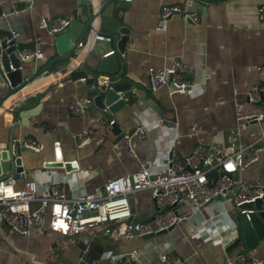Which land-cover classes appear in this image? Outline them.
Here are the masks:
<instances>
[{
    "label": "crops",
    "instance_id": "0c3cea01",
    "mask_svg": "<svg viewBox=\"0 0 264 264\" xmlns=\"http://www.w3.org/2000/svg\"><path fill=\"white\" fill-rule=\"evenodd\" d=\"M14 0H0V34L17 32L15 39L19 48L39 42L45 62L55 52L54 35L39 26V18L75 16L78 0H32L30 6L13 10ZM128 8L122 9L124 23L131 28L124 52L112 44L117 56L119 70L133 82L123 106L101 117L91 109L75 114L68 108L69 102L82 97V89L73 80H55L46 91L27 104L18 107L15 115L0 107V141H6L14 116L17 126L16 139L31 136L42 142L39 151L23 150L22 164L28 176L35 178L41 188L49 179L59 180L68 194H99L105 180L125 174L142 165L159 168L165 161L168 148L179 154H187L197 146L210 148L213 143L227 145L231 129L236 125L234 101L246 98L251 83L257 82L256 65L264 60V20L259 18L258 6L264 0H130ZM181 3L188 10L199 14V21L183 19L180 13L168 18L167 27L157 28L158 14L163 4ZM98 32V31H96ZM108 36L110 31H99ZM87 46V45H85ZM86 48H84L85 51ZM110 51V50H109ZM105 53L114 54V51ZM178 55L189 63L186 72L190 86L186 92L170 93L167 85L153 90L149 84V65L165 66ZM24 71L34 69L24 64ZM101 77L106 72L99 73ZM43 78L23 93L42 89L50 79ZM22 93V94H23ZM15 111V109H14ZM115 119L119 132L109 125ZM174 122V123H173ZM198 122L197 130L191 128ZM143 124L145 137L137 144L136 154L114 146L118 135ZM91 129L90 136L80 141L83 127ZM240 135L241 142L254 138L260 125H250ZM60 150L61 165L51 166ZM71 164V168H67ZM80 169L90 171L81 176ZM239 175V174H238ZM244 179L258 178L264 183V150L256 162L240 173ZM238 177V176H237ZM22 178L18 179L21 185ZM135 219L149 218L156 204L148 190L137 191L130 196ZM224 207L232 208L230 196L223 201ZM218 205L213 209L217 210ZM189 218L172 229L151 237L135 236L118 238L106 232L103 225L87 231L62 235L48 227L44 216L42 227L29 234L13 232L7 223L0 221V264H109L103 252L138 248L136 264H167L159 257L161 249L179 257L178 264H246L237 253L243 244L226 250V239L205 240L202 236L209 228L207 210L196 209L191 202L179 206ZM229 216V214H228ZM226 219V218H224ZM121 227V222L110 224ZM254 252V251H250ZM257 258H264V242L260 244Z\"/></svg>",
    "mask_w": 264,
    "mask_h": 264
},
{
    "label": "built area",
    "instance_id": "2783aa9c",
    "mask_svg": "<svg viewBox=\"0 0 264 264\" xmlns=\"http://www.w3.org/2000/svg\"><path fill=\"white\" fill-rule=\"evenodd\" d=\"M32 0H14L13 10L18 11L21 6H30ZM259 18L264 20V2L258 6ZM180 13L183 19L193 22L199 21V14L195 10L184 8L181 3L163 4L158 14L157 28L167 27L168 18ZM71 19L69 16L40 17L39 26L54 34L66 26ZM97 27V20L93 21ZM17 32L11 31L5 35L6 39L15 38ZM110 39V36L93 32L83 37L78 45H88L94 38ZM111 49L109 52H112ZM108 53V52H107ZM22 59L34 56L39 59L43 51L39 42L33 46L22 47L19 50ZM189 63L178 55L165 66L149 65L147 68L149 84L153 90L161 85H167L170 93L186 92L190 82L186 72ZM259 80L251 83L246 91V98L234 101V116L236 125L231 129V136L227 145L219 142L210 148L197 146L187 154H179L169 147L166 159L159 168L142 165L125 174L113 176L104 181L99 194L83 193L68 194L65 186L59 180H47L44 188L39 182L28 176L23 167L17 175H9L0 179V221L7 223L11 231L29 234L42 227L44 216L48 217L50 230L62 235L76 234L87 231L97 225H103L106 232H111L122 239L142 236L149 232H158L169 226L180 224L189 215L179 210L185 202H191L198 210L206 208L210 227L205 228L202 236L205 240L218 239L226 242L234 240L239 235L237 217L240 214L250 219V213L256 208L241 206L245 202H254L264 193V183L258 178L244 179L240 176L242 170L256 162L259 154L264 150V60L256 65ZM100 82H106L107 76L101 77ZM125 100L129 96L124 95ZM68 108L75 114H84L86 107L80 97L72 99ZM115 119L109 118L112 126ZM174 123V122H173ZM252 124L260 125L259 133L247 142L240 141L242 132ZM191 128L197 130L198 122H193ZM91 129L83 127L80 141L90 136ZM146 128L143 124L135 126L131 131L123 132L114 141V146L136 154L137 144L145 137ZM19 147H28L39 151L42 142L28 136L14 141L12 150L16 153ZM81 176H89L91 172L80 169ZM239 174V175H238ZM238 176V177H237ZM22 178L21 185L18 179ZM148 190L155 199L157 209L146 219H135V210L130 196L137 191ZM230 196L232 208L236 211V218L228 216V209L223 201ZM215 205L219 208L216 210ZM226 218V219H224ZM121 222V227L110 224ZM138 248L122 251H107L102 257L109 264H136ZM160 259L167 264H178L180 259L169 249H161ZM237 258L243 260L244 252H238ZM90 264H97L92 260Z\"/></svg>",
    "mask_w": 264,
    "mask_h": 264
},
{
    "label": "water",
    "instance_id": "95a60500",
    "mask_svg": "<svg viewBox=\"0 0 264 264\" xmlns=\"http://www.w3.org/2000/svg\"><path fill=\"white\" fill-rule=\"evenodd\" d=\"M130 3V0H78L79 8L76 15L71 17L66 26L54 32L55 52L45 62L39 61L34 56L22 59L16 39L13 37L7 40L5 34H0V107L10 110V113L15 115L19 111L18 107L27 104L26 101H32L35 97L41 96L55 80L70 79L75 85L83 87V96L80 98L84 106L94 113H99L101 117L123 106L125 103L123 94L132 89L133 82L124 76L122 66L118 71L119 64L112 44L115 43L119 52H124L129 38L133 36L131 28L124 23L122 17V9L128 8ZM2 13L3 8L0 5V15ZM95 20L98 23L97 27L93 25ZM95 31H110L112 34L110 39L94 37L87 46L78 45L83 37ZM84 48H86L85 51ZM111 49L114 54L105 55ZM27 63H31L34 69L24 71V64ZM101 72L107 73L106 82L99 81ZM47 77H50L48 79L51 81L42 89L27 94L22 92L25 88L30 89L38 81ZM17 119L14 116L11 120L8 139L0 141V179L17 175V172L23 168V150H33L28 147H19L16 153L13 152L14 141L20 139L14 136ZM112 130L119 132L117 124H112ZM57 152V160L48 162L49 165L62 164L60 150L58 149ZM66 166L68 169L71 168V164ZM153 200L155 203V199ZM252 205L256 210L250 213V219L245 214L237 217L239 235L227 245L226 250L229 251L243 244L244 248L239 252L246 250L250 253L246 264H264V258H257L256 255L260 244L264 242V193L254 202H245L241 206ZM172 228L173 225L142 236L151 237Z\"/></svg>",
    "mask_w": 264,
    "mask_h": 264
},
{
    "label": "rangeland",
    "instance_id": "374dc122",
    "mask_svg": "<svg viewBox=\"0 0 264 264\" xmlns=\"http://www.w3.org/2000/svg\"><path fill=\"white\" fill-rule=\"evenodd\" d=\"M252 125H257V124H252ZM250 127V126H249ZM249 129V128H248ZM229 217L234 220L236 218V211L234 208H231L228 210Z\"/></svg>",
    "mask_w": 264,
    "mask_h": 264
}]
</instances>
